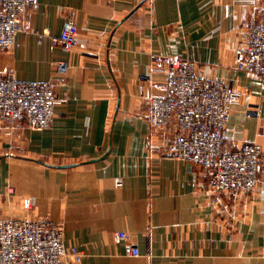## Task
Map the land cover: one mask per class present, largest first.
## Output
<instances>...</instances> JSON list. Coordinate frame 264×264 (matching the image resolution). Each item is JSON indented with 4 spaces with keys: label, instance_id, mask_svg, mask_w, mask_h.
<instances>
[{
    "label": "crops",
    "instance_id": "obj_1",
    "mask_svg": "<svg viewBox=\"0 0 264 264\" xmlns=\"http://www.w3.org/2000/svg\"><path fill=\"white\" fill-rule=\"evenodd\" d=\"M250 19L264 0H38L0 73L52 81L63 102L48 128L0 121V217L63 223L81 264H264V174L254 194L214 203L200 168L150 150L146 117L163 80L154 56L182 55L242 95L225 147L264 151V85L236 66ZM68 23L71 51L50 40Z\"/></svg>",
    "mask_w": 264,
    "mask_h": 264
},
{
    "label": "built area",
    "instance_id": "obj_2",
    "mask_svg": "<svg viewBox=\"0 0 264 264\" xmlns=\"http://www.w3.org/2000/svg\"><path fill=\"white\" fill-rule=\"evenodd\" d=\"M37 1L0 0V53L13 51ZM246 31L235 51L236 66L264 85V20H248ZM77 34L78 27L68 23L61 36H51L52 46L71 51L80 43ZM153 62V70L163 80L149 97L150 150L200 168L208 176L214 203L227 195L254 194L264 174L262 146L245 142L235 149L225 147L233 109L242 103L241 93L222 80L199 75L196 61L185 56L158 54ZM55 67L59 75L68 72L65 61H56ZM140 92L144 94L143 87ZM62 102L52 81L21 80L14 71L0 73V121L11 127L48 128ZM115 237L128 241L125 232ZM126 247L129 255H141L137 246ZM84 255L66 244L61 222L0 217V264H81Z\"/></svg>",
    "mask_w": 264,
    "mask_h": 264
},
{
    "label": "water",
    "instance_id": "obj_3",
    "mask_svg": "<svg viewBox=\"0 0 264 264\" xmlns=\"http://www.w3.org/2000/svg\"><path fill=\"white\" fill-rule=\"evenodd\" d=\"M108 153H106L107 155ZM106 155H104L103 157H105ZM67 166H70V165H61V167H67Z\"/></svg>",
    "mask_w": 264,
    "mask_h": 264
}]
</instances>
